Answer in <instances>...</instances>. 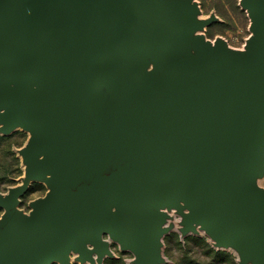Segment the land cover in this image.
I'll list each match as a JSON object with an SVG mask.
<instances>
[{
    "label": "water",
    "instance_id": "1",
    "mask_svg": "<svg viewBox=\"0 0 264 264\" xmlns=\"http://www.w3.org/2000/svg\"><path fill=\"white\" fill-rule=\"evenodd\" d=\"M240 4L244 50L192 0H0V131L30 133L0 264H102L104 234L158 264L171 208L264 264V0ZM30 180L47 191L24 212Z\"/></svg>",
    "mask_w": 264,
    "mask_h": 264
},
{
    "label": "rangeland",
    "instance_id": "2",
    "mask_svg": "<svg viewBox=\"0 0 264 264\" xmlns=\"http://www.w3.org/2000/svg\"><path fill=\"white\" fill-rule=\"evenodd\" d=\"M199 8V19H209L201 31L211 41L216 38L224 39L235 49H242L250 35V18L240 4V0H192ZM30 133L21 126H17L9 133L0 131V193L5 194L12 186L22 182L25 166L22 149L29 139ZM258 185L264 187V173L256 178ZM47 191L43 181L30 180L28 188L19 197L18 208L24 212L31 209L30 201L42 196ZM4 208L0 206V217ZM167 214L163 225L165 228L161 236V254L163 261L158 264H242L237 249L233 246L218 247L206 234L200 225L193 229L184 230L183 213L177 208L165 209ZM183 212H188L184 208ZM108 240L111 255H106L102 264H138L135 254L130 249H123L119 243ZM206 240V241H205ZM208 246L214 248L209 250ZM219 250V252H217ZM70 264H99L89 260L81 261L78 254L71 252ZM49 264H61L57 260ZM246 264H252L251 262Z\"/></svg>",
    "mask_w": 264,
    "mask_h": 264
},
{
    "label": "bare ground",
    "instance_id": "3",
    "mask_svg": "<svg viewBox=\"0 0 264 264\" xmlns=\"http://www.w3.org/2000/svg\"><path fill=\"white\" fill-rule=\"evenodd\" d=\"M244 10L247 12V9L246 8H244ZM248 13V12H247ZM199 14V13H198ZM198 14H197V16H198ZM205 28V26L203 27V29ZM202 29V30H203ZM197 32H199V30H197ZM197 32H192L191 33V37H192V35L194 34V33H197ZM244 48H245V45L243 46V48L241 49V50H244ZM75 253V252H74ZM76 254V253H75ZM95 257V256H94ZM86 260H89V259H86ZM94 261H96V259L94 260Z\"/></svg>",
    "mask_w": 264,
    "mask_h": 264
},
{
    "label": "trees",
    "instance_id": "4",
    "mask_svg": "<svg viewBox=\"0 0 264 264\" xmlns=\"http://www.w3.org/2000/svg\"><path fill=\"white\" fill-rule=\"evenodd\" d=\"M206 241V240H205ZM206 243V242H205ZM207 244V246H208V243H206ZM208 248H209V250H211V251H214V248H212V247H210V246H208ZM217 252H219V250L217 251Z\"/></svg>",
    "mask_w": 264,
    "mask_h": 264
}]
</instances>
